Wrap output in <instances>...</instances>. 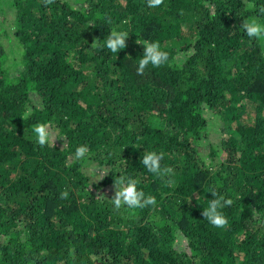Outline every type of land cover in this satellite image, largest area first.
<instances>
[{"label": "trees", "instance_id": "1", "mask_svg": "<svg viewBox=\"0 0 264 264\" xmlns=\"http://www.w3.org/2000/svg\"><path fill=\"white\" fill-rule=\"evenodd\" d=\"M251 19L264 0H0V264H264ZM112 30L128 34L118 53ZM144 41L168 61L139 72ZM146 152L172 173L149 172ZM128 180L155 203L117 207ZM214 198L222 229L203 216Z\"/></svg>", "mask_w": 264, "mask_h": 264}, {"label": "clouds", "instance_id": "2", "mask_svg": "<svg viewBox=\"0 0 264 264\" xmlns=\"http://www.w3.org/2000/svg\"><path fill=\"white\" fill-rule=\"evenodd\" d=\"M162 3V0H148V6L155 8ZM242 28L244 29V34L249 38H258L264 40V24L257 22L255 19L247 20L243 22ZM128 34L125 32H120L116 30L110 31L106 38H104V46L113 53H118L121 49L125 48V42ZM145 45V50L140 56L138 61V71L143 72L144 69L152 65L153 67H160L168 61V53L161 50L158 42H142ZM38 144L43 146L47 139L48 133L46 131V126L37 123L33 128ZM78 154H83L85 149L79 148ZM161 155L155 152H146L141 160L144 167L151 173L157 176H162L164 174H171V168L161 169L160 160ZM124 182L121 181L118 192L116 193V198L113 199L116 206L119 207L121 201L128 204L130 207H143L147 204L155 203L154 198H147L141 202L142 192H138L135 186V181L128 180L127 186H123ZM225 203H231V201H226ZM222 203L221 198L210 199L206 208L203 209V216L208 220V222L217 227L224 228L228 223L226 217L221 211Z\"/></svg>", "mask_w": 264, "mask_h": 264}, {"label": "rangeland", "instance_id": "3", "mask_svg": "<svg viewBox=\"0 0 264 264\" xmlns=\"http://www.w3.org/2000/svg\"><path fill=\"white\" fill-rule=\"evenodd\" d=\"M52 134H54V133H52ZM92 172L93 173H90L89 175H90V178L92 177L93 181H96V180L99 181L105 174L103 171L102 172L92 171ZM117 192H118V190H117Z\"/></svg>", "mask_w": 264, "mask_h": 264}]
</instances>
